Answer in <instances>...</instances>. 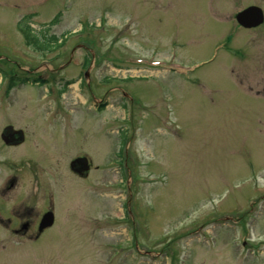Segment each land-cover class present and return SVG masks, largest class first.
Returning a JSON list of instances; mask_svg holds the SVG:
<instances>
[{
    "label": "rangeland",
    "instance_id": "1",
    "mask_svg": "<svg viewBox=\"0 0 264 264\" xmlns=\"http://www.w3.org/2000/svg\"><path fill=\"white\" fill-rule=\"evenodd\" d=\"M251 6L264 12V0H0V264H264V24L235 20ZM19 22L60 47L26 45ZM90 51L102 58L83 79ZM5 128L22 141L4 144ZM135 159L155 182L137 185Z\"/></svg>",
    "mask_w": 264,
    "mask_h": 264
},
{
    "label": "water",
    "instance_id": "2",
    "mask_svg": "<svg viewBox=\"0 0 264 264\" xmlns=\"http://www.w3.org/2000/svg\"><path fill=\"white\" fill-rule=\"evenodd\" d=\"M235 19L240 26L244 28H252L259 25L262 22L263 17L261 11L258 8L249 7L237 13ZM8 133L9 132H7V134L3 133L1 136L6 145L13 143L16 144L17 142L22 141L23 134L21 131H16L13 133L15 134L16 138ZM70 169L80 176H85L89 170L88 161L85 158H77L70 163ZM52 223L53 215L52 213L48 212L42 217L38 231L41 232L43 229L50 227Z\"/></svg>",
    "mask_w": 264,
    "mask_h": 264
},
{
    "label": "trees",
    "instance_id": "3",
    "mask_svg": "<svg viewBox=\"0 0 264 264\" xmlns=\"http://www.w3.org/2000/svg\"><path fill=\"white\" fill-rule=\"evenodd\" d=\"M59 15V14H58ZM58 15L53 18V20L48 24V25H54L58 21ZM17 30L21 34L24 42L28 46H33L37 50H51L53 47L56 45L58 39L55 36H49L46 37L42 34L43 40H39L36 36H32L34 32L31 30L28 24L23 25L22 23L17 24ZM47 31V30H45ZM44 33V32H43ZM13 81V80H12ZM27 79L22 80V82H26ZM12 86H15L14 83L12 82Z\"/></svg>",
    "mask_w": 264,
    "mask_h": 264
},
{
    "label": "flooded vegetation",
    "instance_id": "4",
    "mask_svg": "<svg viewBox=\"0 0 264 264\" xmlns=\"http://www.w3.org/2000/svg\"><path fill=\"white\" fill-rule=\"evenodd\" d=\"M259 9H261L260 7H259ZM261 11H262V13H263V16H264V12H263V10L261 9ZM264 18V17H263ZM264 24V22L261 24V25H263ZM261 25H259V26H261ZM240 28H241V26H239ZM258 27V26H257ZM256 28V27H255ZM252 29H254V28H251L250 30H252ZM243 30H245V29H243ZM246 30H249V29H246ZM27 229H28V226L27 225H25L24 227L23 226H21V230L23 231V233H25L26 231H27Z\"/></svg>",
    "mask_w": 264,
    "mask_h": 264
},
{
    "label": "bare ground",
    "instance_id": "5",
    "mask_svg": "<svg viewBox=\"0 0 264 264\" xmlns=\"http://www.w3.org/2000/svg\"><path fill=\"white\" fill-rule=\"evenodd\" d=\"M157 72H158V71H157ZM167 72H168V71H167ZM167 72H166V73H167Z\"/></svg>",
    "mask_w": 264,
    "mask_h": 264
}]
</instances>
